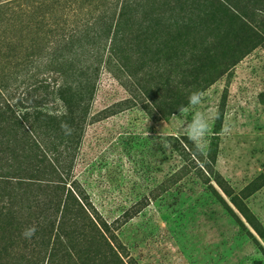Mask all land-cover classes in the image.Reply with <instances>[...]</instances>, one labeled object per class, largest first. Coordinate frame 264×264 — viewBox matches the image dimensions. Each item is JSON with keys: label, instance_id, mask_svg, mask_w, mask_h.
<instances>
[{"label": "rangeland", "instance_id": "rangeland-1", "mask_svg": "<svg viewBox=\"0 0 264 264\" xmlns=\"http://www.w3.org/2000/svg\"><path fill=\"white\" fill-rule=\"evenodd\" d=\"M9 1L0 0V7ZM153 1L158 10L171 6V0ZM249 3L259 12L235 14L226 3L180 0L169 16L144 22L150 27L137 32L125 69L101 65L74 176L113 224L124 264H264V238L217 185L237 195L264 230V185L242 194L264 174V0ZM30 61L27 75L8 81L12 104L26 107L25 98L53 86L42 70L31 78L39 61ZM212 62L228 70L204 91V101L162 116L159 109L168 112L177 100V87L215 72ZM203 65L206 73H198ZM52 102L47 108H55ZM196 111L212 117L202 156L208 174L202 175L188 166L197 155L185 135ZM168 136L171 144L186 138L188 149H173Z\"/></svg>", "mask_w": 264, "mask_h": 264}, {"label": "trees", "instance_id": "trees-1", "mask_svg": "<svg viewBox=\"0 0 264 264\" xmlns=\"http://www.w3.org/2000/svg\"><path fill=\"white\" fill-rule=\"evenodd\" d=\"M179 1L171 0L161 10L152 8L153 0H10L0 7V264H124L113 224L100 215L74 176L75 161L102 63L125 69V55L137 32L150 27L144 22L174 12ZM210 1L228 4L235 14L259 12L249 0ZM242 26L255 31L249 24ZM33 56L39 64L31 78L42 70L53 86L46 84L43 96L25 98L26 107L19 100L12 104L8 81L27 75ZM212 65V74L177 87V100L168 112L160 108V114H177L192 92H204L228 70ZM204 69L199 66L198 73ZM50 100L55 108H47ZM167 139L170 143L171 136ZM172 140L173 149H188L186 138ZM189 163L196 174H208L202 156ZM217 185L264 238L239 197L222 182ZM263 185L264 174L242 194L246 198ZM33 227L34 235L26 238L23 233Z\"/></svg>", "mask_w": 264, "mask_h": 264}, {"label": "clouds", "instance_id": "clouds-1", "mask_svg": "<svg viewBox=\"0 0 264 264\" xmlns=\"http://www.w3.org/2000/svg\"><path fill=\"white\" fill-rule=\"evenodd\" d=\"M205 99L203 91H194L188 97V103L193 108L198 107ZM179 111L184 112L185 108L181 107ZM218 118V117H217ZM212 117L204 112H194L192 119L186 123L185 135L191 141L196 155L204 156L207 154L208 139L213 129L211 125ZM35 233V228L26 229L23 235L30 238Z\"/></svg>", "mask_w": 264, "mask_h": 264}]
</instances>
